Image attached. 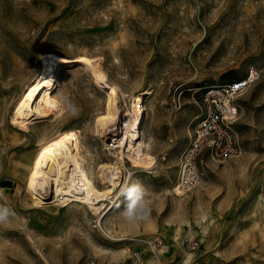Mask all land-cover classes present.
I'll list each match as a JSON object with an SVG mask.
<instances>
[{
  "label": "rangeland",
  "instance_id": "rangeland-1",
  "mask_svg": "<svg viewBox=\"0 0 264 264\" xmlns=\"http://www.w3.org/2000/svg\"><path fill=\"white\" fill-rule=\"evenodd\" d=\"M45 49L97 57L118 84L123 118L132 97L150 91L142 132L157 163L124 160L120 146L123 185L97 214L77 201L35 203L25 186L26 156L66 130L93 161L115 160L93 130L108 88L65 68L61 97L42 105ZM251 69L239 98L241 153L208 159L200 185L176 193L203 89ZM22 104L24 121L15 118ZM137 195L150 212L130 223L122 213ZM106 210L122 215L114 232ZM0 213V264H264V0H0Z\"/></svg>",
  "mask_w": 264,
  "mask_h": 264
},
{
  "label": "bare ground",
  "instance_id": "bare-ground-1",
  "mask_svg": "<svg viewBox=\"0 0 264 264\" xmlns=\"http://www.w3.org/2000/svg\"><path fill=\"white\" fill-rule=\"evenodd\" d=\"M97 60V57L86 51L69 56L53 49L43 50L38 80V85H42L40 101L42 105L48 106L52 99L61 97L56 90L69 77L66 70H61L75 66L87 70L98 85L108 88L107 105L97 114L93 130L101 137L107 149L111 150L110 155H113L115 160L93 161L91 150L86 147L79 135L69 130L61 132L41 145L40 149L33 150L21 165L26 189L35 203H51L58 206L77 201L79 205L97 214L107 205L108 200L117 196L123 185V168L118 167L121 164L116 165L120 157V146L123 145L127 152L121 156L124 160L127 159L126 156H130L132 163L150 169H154L157 163L153 141L142 132L145 121L143 96L150 91L142 90L139 94L131 96L134 103L129 109L130 114L123 118L118 101L120 95L118 84L110 83ZM22 107L23 104L16 110L15 118L24 121ZM174 191L178 194L185 192L175 187ZM104 213L102 221L104 228L114 232L115 221L117 219L122 221V215L112 213L110 210ZM122 250L125 252L126 249Z\"/></svg>",
  "mask_w": 264,
  "mask_h": 264
},
{
  "label": "built area",
  "instance_id": "built-area-1",
  "mask_svg": "<svg viewBox=\"0 0 264 264\" xmlns=\"http://www.w3.org/2000/svg\"><path fill=\"white\" fill-rule=\"evenodd\" d=\"M256 74V70L251 69L242 78L203 89L188 142L179 154L175 188L189 191L198 187L208 159L221 163L241 153L237 130L241 111L239 98L254 81Z\"/></svg>",
  "mask_w": 264,
  "mask_h": 264
},
{
  "label": "clouds",
  "instance_id": "clouds-1",
  "mask_svg": "<svg viewBox=\"0 0 264 264\" xmlns=\"http://www.w3.org/2000/svg\"><path fill=\"white\" fill-rule=\"evenodd\" d=\"M150 212V208L146 201L141 198V195H137L131 204H129L126 211L123 212V216L128 222L133 223L137 220L147 219ZM6 213H0V218H3Z\"/></svg>",
  "mask_w": 264,
  "mask_h": 264
}]
</instances>
